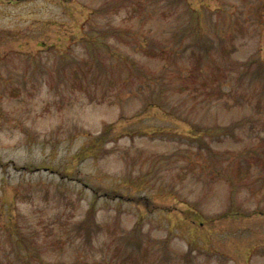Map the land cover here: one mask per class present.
I'll use <instances>...</instances> for the list:
<instances>
[{"label": "rangeland", "instance_id": "1", "mask_svg": "<svg viewBox=\"0 0 264 264\" xmlns=\"http://www.w3.org/2000/svg\"><path fill=\"white\" fill-rule=\"evenodd\" d=\"M0 264H264V0H0Z\"/></svg>", "mask_w": 264, "mask_h": 264}, {"label": "trees", "instance_id": "2", "mask_svg": "<svg viewBox=\"0 0 264 264\" xmlns=\"http://www.w3.org/2000/svg\"><path fill=\"white\" fill-rule=\"evenodd\" d=\"M147 54H151V52L148 51ZM239 166H240V170H241V176L240 177H243L242 174H244V176H247V172L245 171L246 168L241 164Z\"/></svg>", "mask_w": 264, "mask_h": 264}]
</instances>
